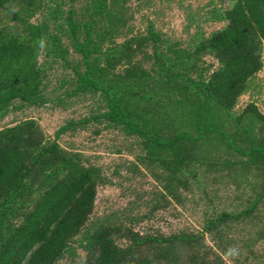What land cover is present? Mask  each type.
<instances>
[{
	"label": "trees",
	"instance_id": "16d2710c",
	"mask_svg": "<svg viewBox=\"0 0 264 264\" xmlns=\"http://www.w3.org/2000/svg\"><path fill=\"white\" fill-rule=\"evenodd\" d=\"M130 1L0 0V119L94 105L53 139L34 118L0 128V264H58L78 248L86 264H228L264 240V112L255 101L237 109L264 66V0H220L208 18L223 26L186 45L153 23L135 31ZM95 123L139 139L137 162L167 200L201 186L214 204L221 178L245 195L198 232L143 233L133 207L93 217L109 179L58 138ZM235 225L253 234L240 244Z\"/></svg>",
	"mask_w": 264,
	"mask_h": 264
},
{
	"label": "rangeland",
	"instance_id": "374dc122",
	"mask_svg": "<svg viewBox=\"0 0 264 264\" xmlns=\"http://www.w3.org/2000/svg\"><path fill=\"white\" fill-rule=\"evenodd\" d=\"M215 5H220V0H131V23L137 32L144 31L149 23H153L158 31H162L171 40L186 45L190 35L196 31L200 30L208 35L223 26V21L208 18L210 9ZM205 60L211 64L212 69L217 67V60L213 57L206 56ZM69 73L70 70L64 72L66 76ZM250 101L257 102L264 112V66L252 82L250 91L240 97L237 109L243 108ZM92 106L94 105L88 98L77 100L66 109L50 104L42 107L26 106L1 118L0 128L26 118H34L46 136L53 139L61 126L71 119L87 115ZM96 128L100 129L99 134L95 132ZM58 141L64 148L84 153L91 163L102 168L109 179L106 184L98 186L93 217L133 207V215L142 217L141 221L134 223V227L143 233L159 232L169 235L181 231H201L213 208L218 212L223 208H231L240 194L234 185L221 178L214 188L218 195H211H214V204L205 197L201 186L183 191L182 203L165 199L161 196L163 189L160 181L143 164L137 162L136 156L141 153L139 139L126 136L118 129L103 128L102 124L95 123L88 128L69 130ZM133 164L138 165V168ZM208 191H212V188L209 187ZM252 234L253 229L248 225H235L232 231L240 244L241 239ZM206 242L210 246L214 243L210 234H206ZM225 258L228 264H264V240L257 242L250 252L238 250L233 257ZM58 264H86L85 251L78 248L75 253H68Z\"/></svg>",
	"mask_w": 264,
	"mask_h": 264
}]
</instances>
